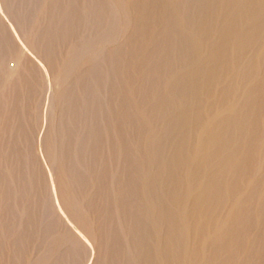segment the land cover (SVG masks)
Here are the masks:
<instances>
[{"label": "rangeland", "instance_id": "1", "mask_svg": "<svg viewBox=\"0 0 264 264\" xmlns=\"http://www.w3.org/2000/svg\"><path fill=\"white\" fill-rule=\"evenodd\" d=\"M0 9V264H264V0Z\"/></svg>", "mask_w": 264, "mask_h": 264}, {"label": "bare ground", "instance_id": "2", "mask_svg": "<svg viewBox=\"0 0 264 264\" xmlns=\"http://www.w3.org/2000/svg\"><path fill=\"white\" fill-rule=\"evenodd\" d=\"M223 6V5H222ZM113 7V6H112ZM225 7V6H224ZM247 6L245 5V6H243L241 3L240 4H238V6L237 7H235V11H234V16H244V18H247L248 17V12H249V9L248 8H246ZM1 10V9H0ZM110 12H112V11H110ZM115 12V11H114ZM4 15V14H3ZM2 15V16H3ZM4 16H6V17H9V15L7 14V12H6V15H4ZM116 19V18H115ZM230 20V21H229ZM253 20L254 21H256V22H259L260 20H261V15L260 16H256L255 18H253ZM224 21L226 22V23H228V24H232L231 25V28H230V33L229 34H232V33H234L235 31H236V29H237V27L235 26V23H234V21H233V19L232 18H228V17H226L225 16V18H224ZM260 26H262V24L260 25ZM254 28H256V26L254 27ZM113 32V31H112ZM90 33H88V35H89ZM115 41V40H114ZM117 43V42H116ZM222 44H224L223 42L222 43H220L219 45H217L216 47L215 46H212V47H210V51L212 52V53H218V54H224V52L227 50V47H226V45H225V47H224V45H222ZM96 52V51H95ZM239 53V52H238ZM240 54V53H239ZM34 59H35V57H34ZM18 61V60H17ZM36 61V60H35ZM208 71V73H211V71L212 72H215V71H218V69L216 68V66L215 65H211V66H208L207 67V70H206V72ZM13 73H14V71L13 70H9V71H7V76L8 77H10V76H12L13 75ZM254 74V72H253V70L251 71V70H247L246 72H243L242 73V75L244 76V77H251L252 75ZM208 87V86H207ZM50 93V92H49ZM257 94V93H256ZM50 95V94H49ZM220 95V94H219ZM222 95V94H221ZM52 103V102H51ZM50 103V104H51ZM54 103V102H53ZM53 103L51 104V105H53ZM48 105V106H51V105ZM54 107V106H53ZM49 108V107H48ZM52 108V107H51ZM50 109V108H49ZM50 111H51V113H54V110L52 109H50ZM54 115V114H53ZM205 116V115H204ZM54 117V116H53ZM209 119V118H208ZM52 120V119H51ZM208 121V120H207ZM223 131H224V133H229L230 134V136L232 135L229 131V129L228 128H223ZM252 134V133H251ZM202 139V138H201ZM200 139V140H201ZM198 151H199V149H198ZM56 153V152H55ZM55 153H54V156H55ZM176 153H179L178 152V150H176ZM53 156V155H52ZM53 156V157H54ZM51 160H53V158L51 159ZM54 161V160H53ZM52 162V161H51ZM56 167V166H55ZM54 168V167H53ZM55 171V170H54ZM50 173V172H49ZM54 174H55V172H54ZM52 176V175H51ZM48 177H50V176H48ZM190 178H194L193 176H189ZM51 179V178H50ZM52 179H54V178H52ZM49 183H50V181H49ZM52 183V182H51ZM57 184V183H56ZM189 184V183H188ZM50 186H52V185H50ZM49 186V187H50ZM58 186V185H57ZM51 188V187H50ZM51 190H53V187L51 188ZM50 191V190H49ZM53 192V191H52ZM54 193V192H53ZM51 194V193H50ZM188 194V193H187ZM53 194H51V196H52ZM55 196H56V194H54ZM49 198H50V196L49 197H47V199L49 200ZM53 198H55V200H56V197H53ZM54 201V200H53ZM52 202V201H51ZM54 203V202H53ZM52 203V204H53ZM59 204V202L57 201V203H56V205L55 206H57ZM48 205V204H47ZM60 206V205H59ZM58 206V207H59ZM47 207V206H46ZM61 207V206H60ZM174 207H176V205L174 204V205H172L171 206V209H173ZM59 210H61L60 208H59ZM63 211V210H62ZM59 212H61V211H59ZM183 212V211H182ZM62 213V212H61ZM65 213V212H64ZM63 213V214H64ZM65 216H67V215H65ZM67 218H68V216H67ZM64 220H66V218L64 219ZM68 221H69V219H68ZM68 221H66V222H68ZM177 227V225H175V227H174V229ZM178 229V228H177ZM157 235V234H156ZM83 239V238H82ZM87 245V244H86ZM187 251V250H186ZM184 252V251H183ZM185 254V253H184ZM175 257H176V261L177 260H179L180 258H181V254L180 253H177V252H175ZM162 260V259H161ZM162 262V261H161Z\"/></svg>", "mask_w": 264, "mask_h": 264}]
</instances>
